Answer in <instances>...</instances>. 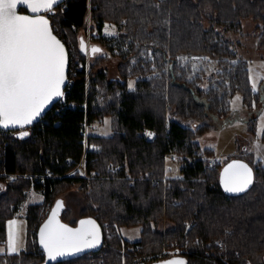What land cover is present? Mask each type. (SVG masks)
<instances>
[{"label":"trees","instance_id":"1","mask_svg":"<svg viewBox=\"0 0 264 264\" xmlns=\"http://www.w3.org/2000/svg\"><path fill=\"white\" fill-rule=\"evenodd\" d=\"M90 11L99 42L93 47L101 52L102 43L112 52L118 50L123 81L109 79L107 69H97L98 58L91 62L87 87L86 69L79 67L86 56L79 32ZM248 18L259 22L256 31L264 46V0H66L60 4L51 19L70 51L66 100L57 102L27 136L0 127V181L6 186L0 193V242L7 240L8 221L20 211L29 190L35 187L45 197L44 202L28 206L26 248L3 254L0 264L45 262L38 229L63 199L61 194L75 184L81 192L77 213L63 203L62 218L77 224L81 217H95L104 227L105 245L91 252L94 262L87 253L55 264H140V256L162 251L168 243L185 248L181 255L187 264H264L262 160L247 147L240 151L254 167L255 178L245 193L229 195L221 185L222 167L208 166L215 151L198 141L199 134L211 129L208 111L227 116L236 92L242 93L249 107L259 98L247 60L239 58L226 34ZM108 21L117 25L119 34L105 33ZM185 54L207 55L217 60L219 70L208 76L201 70L194 73L189 62H181ZM130 78H135L133 89ZM106 115H111L112 133L90 134L89 145L99 147L86 153L88 175L73 171L85 154L84 122ZM190 120L200 123L197 130ZM255 127L253 118V134ZM146 130L155 131V137L149 139ZM170 154L179 157L183 175L164 181ZM110 163L116 171L109 169ZM107 223L140 225L141 237L124 240L110 232ZM220 240L226 244L223 253Z\"/></svg>","mask_w":264,"mask_h":264},{"label":"snow or ice","instance_id":"2","mask_svg":"<svg viewBox=\"0 0 264 264\" xmlns=\"http://www.w3.org/2000/svg\"><path fill=\"white\" fill-rule=\"evenodd\" d=\"M58 0H0V127H23L40 115L44 106L54 97L63 95L66 51L53 35L49 22L43 16L18 14L19 5L31 13L49 12ZM81 49L84 43L81 41ZM100 49L93 47L92 52ZM131 87V85H130ZM256 85L253 84V88ZM107 123V122H106ZM21 137L28 132L20 133ZM231 169L237 171L231 172ZM225 191L242 193L252 184V170L245 164L234 162L225 170L222 180ZM61 202H57V207ZM56 213L40 231V244L50 259L65 255L68 251L79 252L82 247H94L99 243V229L94 221H81L83 227L73 230L56 223L51 227ZM8 250L18 251L16 221L9 222ZM4 251V250H0ZM166 264H185L173 260Z\"/></svg>","mask_w":264,"mask_h":264},{"label":"rangeland","instance_id":"3","mask_svg":"<svg viewBox=\"0 0 264 264\" xmlns=\"http://www.w3.org/2000/svg\"><path fill=\"white\" fill-rule=\"evenodd\" d=\"M92 20V13L90 11L87 25L79 32V34L83 36V39L89 41L91 45H93V43H99L94 38ZM106 24L105 33L107 35L116 36L119 34L117 25L109 21L106 22ZM258 24V21L248 18L243 21L242 26L238 30H230L226 33L232 38L234 43L233 48L238 54L239 58H244L247 60L249 78L252 87L253 84L256 85L253 90L258 92L259 98L256 102H254L252 107H249L245 104L242 93L236 92L231 99V111L227 116H222L220 114L208 111V122L210 123L211 129L199 134L198 141L203 147H208L215 151V157H212V159H215V166L222 167L228 159L242 158L240 151H243V149L246 147L248 151H254L264 164V141L262 140V134L264 132V46L260 45L259 43V37L256 31ZM68 41L71 43L73 48L74 43H72V40L69 38ZM100 45H102V51L96 53V55L93 56L90 61L93 62L94 60L101 58V65L97 67V69L101 67L107 69L109 79L123 81L124 79H122L119 70V64L122 60L119 58V54H117L119 53L118 50L112 52V49H109L108 44L103 45L100 43ZM182 58V63L189 62V64L192 65L194 73L201 70V72H204L205 76H208L212 72L219 70L217 60L211 59L207 55L185 54L182 56ZM194 73H192V75ZM128 82L129 88L133 89L135 87V78H130ZM201 101L204 102L206 99L202 98ZM253 118H255L256 122L255 134H253L250 130V124ZM188 122H191V125L194 126V129H198V125L200 124L199 122L198 124L191 120ZM90 132L102 135H110L112 133L111 115H106L103 119H98L96 122H92ZM144 134L147 137H155L153 130L144 131ZM181 166L182 162L180 161L179 157L173 154L167 156L166 167L168 177L174 178L182 176L183 174ZM5 187V181L1 180L0 193L5 189ZM80 194L81 192L79 191V185L75 184L73 189L63 192L61 196L63 197L64 203L68 207H71L74 211H77V197H79ZM44 200L45 197L42 191L36 189L35 187H32L29 190L27 199L23 203L20 211L15 217L9 219L8 221L7 240L0 242V250H4L0 251V261L3 254L12 253L8 250L9 233L12 231L9 222L16 221L15 231L18 235V251L16 253H18L27 246L28 223L26 216L28 206L32 203L44 202ZM50 207L51 206L49 203L47 209L48 212ZM115 224L112 226L107 223V227L110 232L116 231L124 240L129 239L135 241L140 239L142 229L140 225L120 227L118 224L115 226ZM172 246V243H168V245H166L164 248H172ZM159 252L160 251L140 256L138 261L140 264H148L149 262H152V258L158 256ZM89 258L92 262L96 260V257L92 253L90 254Z\"/></svg>","mask_w":264,"mask_h":264},{"label":"water","instance_id":"4","mask_svg":"<svg viewBox=\"0 0 264 264\" xmlns=\"http://www.w3.org/2000/svg\"><path fill=\"white\" fill-rule=\"evenodd\" d=\"M64 1H66V0H58L57 4L54 5L53 8H52V10L49 11V12L41 11L39 13L33 14L24 5H19L18 8H17L18 14L30 15V16H43L45 19H47L48 22H49V27L52 30L53 35L56 36V38L64 45V48H65V51H66V54H67V56H66V64H65V69H64V77L65 78H64L63 84H61V92L63 93V95L60 96V97H54V98H52L44 106V108H43L42 112L40 113V115L38 117H36L32 121L31 124H26L23 127L32 126L35 123L39 122L42 119V117L49 110H51L57 102H59V101H65L66 100V87L68 86V84L70 82V74H69L70 73V64H71L70 51H69L68 45L65 42V40L60 35H58V33L54 30L53 23H52V19H51V14ZM83 40H84V50L83 51H84V53H87V51H88V45H87L86 40L85 39H83ZM92 48H93V45L90 46V49H89L91 56L94 55V53L92 52ZM1 128L4 129V130H14V129H20L22 127H20L19 125H15V126L10 125L8 128H3V127H1ZM234 162H239L240 164L247 165L252 170V178H253V181H254V178H255V169L251 165V163L249 161L245 160V159H242V158H233V159H230L228 162H226L222 166V168H221L220 180H221V185H222V187H223L224 190H225V186H224V183L222 182V180L225 177V170L228 169L229 165L233 164ZM234 171H237V170L236 169H231L230 170V173L231 172H234ZM252 184H253V182H252ZM252 184L249 185L248 189L245 190L242 193H234V192H227V191H225V192L227 194H229V195H240V194H243L246 191H248L251 188ZM58 202H61V205L59 207H57V204L54 206V208L52 209V211L50 212V214L45 218V220L41 223V225H40V227L38 229L39 245H40V247L42 248V250L46 254V259H45V262L43 264H55L57 262H61V261H64V260L76 258V257L82 256V255H85L87 253H91V252H94V251L96 252V251L101 250L104 247V244H105V231H104V227L100 223V221L98 219H96L95 217L86 216V217H81L78 220V223L77 224H71V223L65 221L62 218V213H63V210H64V206L62 205L64 203L63 199L59 200ZM53 212H55L56 215H55V217L53 219V224L51 225V227H55L56 226V223L58 222L59 224L65 225L68 228H71L73 230H78V229H81L82 227L85 230H90V226L88 224H85V225L82 226L80 222L81 221H89V220L94 221L95 222V225L99 229V243L96 244L94 247H82L79 252H76V251H68V252H66L65 255L57 256L55 259H50L49 256H48V254H47V252L44 250V248L40 244V231H41L42 226H44L49 221V219L52 217ZM173 260H183L185 262V264H187V260L182 255L172 256V257H169V258H166V259L154 261V262H152L150 264H166V262L173 261Z\"/></svg>","mask_w":264,"mask_h":264},{"label":"built area","instance_id":"5","mask_svg":"<svg viewBox=\"0 0 264 264\" xmlns=\"http://www.w3.org/2000/svg\"><path fill=\"white\" fill-rule=\"evenodd\" d=\"M87 45H88V51H87L86 56H85V63H83L81 61L79 67L82 68V66H84L85 69H86L87 87H88V83H89V73H90V67H91V61L90 60H91L92 56L90 55V51H89V47H90L91 43L89 41H87ZM34 125L28 126V127H22L20 129L8 130V131H11V133L13 135H16L17 133H21V132H24V131H26L29 134H31L33 132ZM91 126H92V123L89 122L86 119V121L84 122L83 128H82L83 142H84V145H85V154H84L82 160L78 163V165L73 170V171H79L84 176H86V174H87L86 171H85L86 164H87V159H86V153H87V151L89 149H92V150L98 149V146H90L89 145V136L91 134V132H90V127ZM148 138L151 139L152 137L151 136H148ZM208 166H210V167L215 166V159L210 158L209 161H208ZM109 169L111 171H116L117 170V167L114 164L110 163ZM47 172H48L47 175L48 176H51L52 173H51V171L49 169H47ZM11 176L16 177L17 175L16 174H12ZM24 176H30V177H32L33 175L25 174ZM163 180L166 181L167 180V177L165 176L163 178ZM154 181L155 182H158L159 179H155ZM115 226H117V224H115ZM139 247H140V245H139ZM219 249H220V252L221 253H223L226 250V244H225V242L223 240H220L219 241ZM184 251H185V248L182 247V245H180L179 243L173 244L172 248H164L162 251H160L159 254H158V256H155L154 258H152V262L158 261V260H162V259H166V258L171 257V256L181 255L182 252H184ZM152 262H149L148 264H150Z\"/></svg>","mask_w":264,"mask_h":264},{"label":"crops","instance_id":"6","mask_svg":"<svg viewBox=\"0 0 264 264\" xmlns=\"http://www.w3.org/2000/svg\"><path fill=\"white\" fill-rule=\"evenodd\" d=\"M155 133V132H154ZM167 161V160H166Z\"/></svg>","mask_w":264,"mask_h":264}]
</instances>
